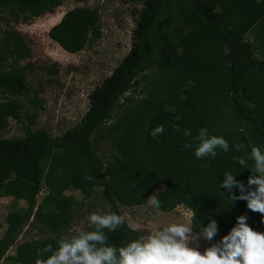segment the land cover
I'll use <instances>...</instances> for the list:
<instances>
[{"label":"trees","instance_id":"obj_1","mask_svg":"<svg viewBox=\"0 0 264 264\" xmlns=\"http://www.w3.org/2000/svg\"><path fill=\"white\" fill-rule=\"evenodd\" d=\"M62 1L0 0V10L11 21H28ZM132 1L141 7L133 11L128 51L87 95L79 121L59 135L32 130L29 113L21 136H2L8 118L22 121L21 104L8 95L29 90L24 76L32 65L19 64L29 57L22 35L0 32V61L12 58L0 70V196L25 203L5 215L0 264H65L61 254L152 264L119 205H143L155 189L153 208H188L190 229L209 238L219 264H264V0ZM99 18L97 7H73L47 36L78 52L100 36ZM139 84L144 96L123 98ZM111 119L105 132L114 153L104 164L93 135ZM68 188L97 194L112 218L68 236ZM28 222L41 236L15 244Z\"/></svg>","mask_w":264,"mask_h":264},{"label":"rangeland","instance_id":"obj_2","mask_svg":"<svg viewBox=\"0 0 264 264\" xmlns=\"http://www.w3.org/2000/svg\"><path fill=\"white\" fill-rule=\"evenodd\" d=\"M89 5L98 8L100 36L82 50L67 53L48 38L47 31L67 10ZM140 7V2L132 0L88 2L86 0L83 3L63 0L51 13L19 22L11 21L8 14L0 10V32L14 29L22 35L29 49V57L21 60L19 64L29 62L32 65L31 70L24 76L29 90L17 96L8 95V98H14L21 104L22 121L8 118L2 136L6 138L21 136L23 126L28 124L26 114L29 113L34 114V123L30 128L45 129L50 135L62 134L76 124L87 108V95L128 51L133 21L136 17L133 11ZM244 39L250 41L252 34L246 33ZM10 64L12 58L0 61V70L7 69ZM154 69L153 65L150 66L143 71V75H150ZM151 82H154L152 88L158 89L159 92L158 82L155 79H151ZM145 94V90L141 89L139 84L135 90L124 93L123 98ZM187 97L183 94L181 99ZM167 108L173 109V106ZM111 123L113 119L101 126L93 135L95 150L104 164L112 159L114 153L105 132L106 126ZM157 190L152 192L149 201L143 205L131 207L119 205L121 215L127 224L140 232V243L150 256L152 264H219L209 238L190 229L188 208L177 205L167 212L153 208L152 197ZM45 192L42 185L36 195V202ZM64 196L73 199L72 203L68 200L63 203L64 207L70 204L73 212V219L66 233L68 236L81 234L87 226L106 223L112 218L110 210L97 194L83 197L76 189L68 188L64 191ZM23 206H25L23 200L12 196H0V236L6 227L7 211ZM40 236L38 230L28 222L19 231L15 244ZM15 244L7 249L6 254H13ZM58 260L65 264H99L98 261L72 260L62 254Z\"/></svg>","mask_w":264,"mask_h":264},{"label":"built area","instance_id":"obj_3","mask_svg":"<svg viewBox=\"0 0 264 264\" xmlns=\"http://www.w3.org/2000/svg\"><path fill=\"white\" fill-rule=\"evenodd\" d=\"M85 1H86V0H85ZM85 1H84V2H85ZM87 2H88V0H87ZM77 3H83V2H77ZM88 7H91V6L89 5ZM133 26H134V21H133Z\"/></svg>","mask_w":264,"mask_h":264}]
</instances>
